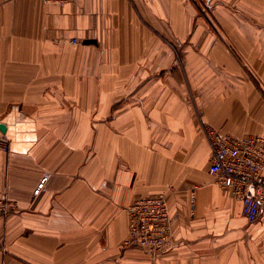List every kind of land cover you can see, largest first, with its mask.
Returning <instances> with one entry per match:
<instances>
[{
	"label": "crops",
	"instance_id": "0c3cea01",
	"mask_svg": "<svg viewBox=\"0 0 264 264\" xmlns=\"http://www.w3.org/2000/svg\"><path fill=\"white\" fill-rule=\"evenodd\" d=\"M1 125L0 264H264L202 128L264 137V0H0ZM158 194L153 259L127 209Z\"/></svg>",
	"mask_w": 264,
	"mask_h": 264
},
{
	"label": "built area",
	"instance_id": "2783aa9c",
	"mask_svg": "<svg viewBox=\"0 0 264 264\" xmlns=\"http://www.w3.org/2000/svg\"><path fill=\"white\" fill-rule=\"evenodd\" d=\"M72 1L44 0L61 6ZM202 126L212 151L210 175L234 199L242 202L243 215L250 222L258 221L264 212V137L248 135L238 138L221 129ZM0 148L8 150L3 139H0ZM17 210L16 202L0 193V219L10 217ZM127 212V246L138 247L157 259L175 245L168 195L139 197Z\"/></svg>",
	"mask_w": 264,
	"mask_h": 264
},
{
	"label": "water",
	"instance_id": "95a60500",
	"mask_svg": "<svg viewBox=\"0 0 264 264\" xmlns=\"http://www.w3.org/2000/svg\"><path fill=\"white\" fill-rule=\"evenodd\" d=\"M0 129H1V131H2L3 133H5L6 130H7V128H6L5 125H1V126H0Z\"/></svg>",
	"mask_w": 264,
	"mask_h": 264
}]
</instances>
